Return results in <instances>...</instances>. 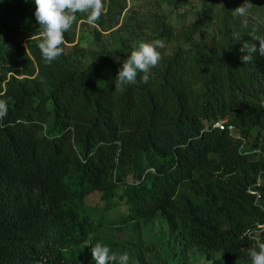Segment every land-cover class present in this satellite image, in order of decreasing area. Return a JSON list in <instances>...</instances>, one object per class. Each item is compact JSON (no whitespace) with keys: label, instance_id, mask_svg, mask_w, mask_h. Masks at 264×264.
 Wrapping results in <instances>:
<instances>
[{"label":"trees","instance_id":"1","mask_svg":"<svg viewBox=\"0 0 264 264\" xmlns=\"http://www.w3.org/2000/svg\"><path fill=\"white\" fill-rule=\"evenodd\" d=\"M33 1L0 0V264H78L104 229L160 217L212 262L251 264L264 242V56L243 64L232 37L264 38V0H250L246 22L232 13L244 0H205L206 40L157 48L147 81L138 73L123 91L131 46L86 67L25 49L18 25Z\"/></svg>","mask_w":264,"mask_h":264},{"label":"rangeland","instance_id":"2","mask_svg":"<svg viewBox=\"0 0 264 264\" xmlns=\"http://www.w3.org/2000/svg\"><path fill=\"white\" fill-rule=\"evenodd\" d=\"M205 0H103L104 11L95 21L89 24L86 13H77V19L71 29L64 33L65 43L62 45L63 60H69L80 67H86L101 60L108 52L119 50L125 46L134 49L139 42L152 43L162 41L166 51L181 44L183 46L202 44L206 40L205 31L213 27V23L205 27L200 24L198 11ZM35 3L29 7L30 21L19 22L18 31L22 37V46L27 42L38 44L41 29L36 23ZM242 17L241 22H246ZM199 26V29H198ZM175 30L171 36L159 38L161 29ZM13 62H10L12 64ZM18 79L27 77L16 75ZM264 132V131H263ZM99 192L86 197L90 205L99 202ZM125 207L119 205L115 214L124 213ZM99 240H112L113 252L130 254L129 264H217L207 259L194 248H186L171 233L166 221L157 218L138 230L132 223L116 225L104 229ZM93 244H87L91 246ZM78 264H96L88 247Z\"/></svg>","mask_w":264,"mask_h":264},{"label":"clouds","instance_id":"3","mask_svg":"<svg viewBox=\"0 0 264 264\" xmlns=\"http://www.w3.org/2000/svg\"><path fill=\"white\" fill-rule=\"evenodd\" d=\"M35 20L41 29L38 48L45 63L51 64L63 53L64 33L71 29L77 19V13H86L89 24L95 23L104 11L103 0H34ZM256 6L250 0L232 10L234 16L247 17L249 11ZM251 40H243L239 31L233 32L234 42L240 41V59L243 64L253 63L256 54L264 56V38L249 34ZM253 41H258L259 45ZM163 47L162 41L152 43L139 42L130 55L123 61L115 79V88L123 91L126 86L137 82L138 73H143L142 80L148 79L149 70L158 66L162 59L157 48ZM8 107L5 100L0 99V122L7 116ZM96 264H129L128 252H113L107 245L97 242L88 246ZM251 264H264V242L256 241V247L249 249Z\"/></svg>","mask_w":264,"mask_h":264},{"label":"built area","instance_id":"4","mask_svg":"<svg viewBox=\"0 0 264 264\" xmlns=\"http://www.w3.org/2000/svg\"><path fill=\"white\" fill-rule=\"evenodd\" d=\"M222 122H223V121H218V122H216L214 125H215L216 127L220 128V129H222V128H223V123H222ZM227 128H228L231 132L234 131V127H233L232 125H227Z\"/></svg>","mask_w":264,"mask_h":264}]
</instances>
